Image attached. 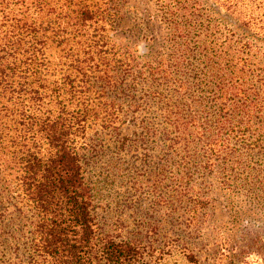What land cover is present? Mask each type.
I'll list each match as a JSON object with an SVG mask.
<instances>
[{"label":"rangeland","instance_id":"rangeland-1","mask_svg":"<svg viewBox=\"0 0 264 264\" xmlns=\"http://www.w3.org/2000/svg\"><path fill=\"white\" fill-rule=\"evenodd\" d=\"M47 1V13L74 9ZM85 1L100 15L109 11L110 22L81 35L66 26L68 43L49 41L50 60L61 65L48 71L54 69L58 84L67 73L81 82L70 67L78 57L93 86L71 106L92 111L86 139L100 152L88 154L87 176L99 190V220L118 227L119 239L149 236L154 246L173 247L161 264H188L186 248L198 264H264V0ZM88 51L91 65L83 62ZM121 62L136 70L124 75ZM96 64L108 76L117 73L120 92L101 91ZM137 66L144 74L135 75ZM56 102L47 97L31 107L44 112ZM3 105L0 100V264H30L34 217L16 179L17 156L24 138L29 147L36 140L12 123L10 113L19 117L27 108ZM113 106L112 125L122 138L138 141L122 151L103 126L111 123ZM177 117L193 123L178 130L171 124Z\"/></svg>","mask_w":264,"mask_h":264},{"label":"trees","instance_id":"trees-1","mask_svg":"<svg viewBox=\"0 0 264 264\" xmlns=\"http://www.w3.org/2000/svg\"><path fill=\"white\" fill-rule=\"evenodd\" d=\"M31 1L32 4L28 5L26 0H0V100L4 101V109L9 104L14 109L27 108L17 114L19 117L10 113L14 119L12 123L23 126L25 133L31 137L29 140H36L34 147H29L25 138L22 143L19 142L22 149L17 156L20 172L16 179L31 204L34 217L32 244L28 247L30 264H161L164 258L171 256L173 247L154 246L149 243V236L119 239L121 234L116 233L118 227L106 228L99 220L96 203L99 190L87 176L90 164L88 154L100 152L98 144L92 145L86 139L92 111L71 106L75 95L89 93L93 89L85 81L87 72L82 61L73 54L69 55L74 57L70 67L74 66L82 74L81 82L67 73L63 75V82L58 84L52 79L54 69L48 71L50 66L61 65V62L50 60L53 53L49 41L52 38L57 47H62L69 41L66 26L73 25L78 32L76 35H81L83 28H96L100 21L110 22L109 11L100 15L94 9L95 5L85 0H75V3L74 0H60L69 9L70 4H74V9H68L66 13H56L55 10L52 14L46 12L47 0ZM32 6L35 14L31 12ZM50 32L54 33V37ZM85 54L90 58L83 62L93 64L94 53L88 51ZM120 65V68L126 66L122 71L124 75L136 70L125 62ZM95 67L97 70L93 72L100 76L98 84L101 91L106 93L110 89L115 94L120 92L121 80L119 83L115 80L117 73L108 76V71L100 70L98 64ZM141 74L144 73L138 69L135 75ZM166 78L170 82L173 77L166 73ZM224 92L222 89L220 102ZM47 97L51 102L57 100L53 107L44 112L32 110L31 105L44 103ZM26 100L30 106L25 105ZM219 109L223 118L225 104L222 103ZM255 109L258 110L253 108L251 112ZM115 112V106L110 108L111 123H103V126L115 133L118 150L122 151L129 141L136 139L121 137L119 128L112 125L117 120ZM175 114L171 113V117ZM192 121L177 117L171 124L178 130H185L189 129ZM37 141L40 146L36 145ZM41 147L45 148V153H42ZM187 250L183 253L186 262L198 264L196 255Z\"/></svg>","mask_w":264,"mask_h":264}]
</instances>
